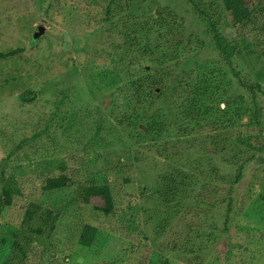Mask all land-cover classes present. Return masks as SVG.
<instances>
[{
	"label": "rangeland",
	"instance_id": "374dc122",
	"mask_svg": "<svg viewBox=\"0 0 264 264\" xmlns=\"http://www.w3.org/2000/svg\"><path fill=\"white\" fill-rule=\"evenodd\" d=\"M71 1L0 0V51L24 46L30 58L27 63L0 62V264H264V151L256 153L235 141L239 131L255 128L250 120L251 89L241 87L240 81L260 84L254 108L264 134V56L259 38L264 33V0H247L256 16L241 30L229 26L221 0H195L197 9L185 0H157L155 11L173 10L183 19L185 31L181 40H170L166 47L170 60L161 66L175 69L156 70L164 78V92L158 96L150 92L141 105L135 103L133 91L140 75H135L136 68L129 67L122 50L95 42L107 30L92 28L101 19L99 10L90 15L73 8ZM91 3L98 6L102 0ZM139 10L133 8L134 13ZM200 10L216 23L222 37H236L235 43H240L230 59L239 80L231 73L232 79L221 75L228 64L207 23L200 20ZM115 22L106 34L120 44V20ZM38 26L44 30L32 42ZM87 33L93 34L90 41ZM110 51L115 54L109 57L110 65L118 60L122 65L118 72L110 68L106 79L104 74L96 76V67ZM96 52L104 58L99 60ZM140 64L153 65V57ZM207 84L211 91L201 97L197 89L207 92ZM26 90L36 94L29 103L18 98ZM61 91L66 98L58 105ZM226 97L232 101L231 110L219 118L217 128L201 129V123L185 117L198 102L218 103L224 109ZM161 106L158 118L164 127L155 134L156 145L133 144L130 126L119 121ZM216 115L207 119L214 122ZM45 125V132L33 138ZM125 145L140 151L139 161L133 163L130 156L131 166L124 173L115 169L103 173V168L112 169L105 155L116 164L113 152ZM172 158L179 159L185 170L200 164L209 172L199 177L202 184L193 186V199L182 207L183 215L177 207L163 206L157 192L162 187L159 176L169 175ZM241 164V178L231 184ZM213 167L220 172L211 174ZM81 168L86 170L83 176L108 177L114 197L109 214L82 203L75 184L43 190L48 177H80ZM6 183L12 187L8 205L1 194ZM198 197L204 203L201 209ZM85 223L97 229L90 248L76 243Z\"/></svg>",
	"mask_w": 264,
	"mask_h": 264
},
{
	"label": "trees",
	"instance_id": "16d2710c",
	"mask_svg": "<svg viewBox=\"0 0 264 264\" xmlns=\"http://www.w3.org/2000/svg\"><path fill=\"white\" fill-rule=\"evenodd\" d=\"M91 1L96 0H72V3H69L73 8H80L83 11H88L90 15L93 14L96 10H99V16L101 17V19H99V21H97L96 24L92 26V28L96 32L100 31L101 28H107V30H103L101 34L96 37L97 39L95 42L99 40L101 44L108 46L109 49L113 50L116 48L118 50H122L125 58H127V61L129 62V67L136 68L135 75L140 74L138 79L133 84L134 97L136 98L135 103L137 105H141V102L144 100V98L150 96V92H152V94L156 96H158L160 92H164L162 91L164 89V78L161 73H158V71H163L168 68H171V70L175 69L174 66L164 69L161 68V66L165 63H168V61L170 60L166 53V47L169 46L170 40L172 38L178 37L180 38L178 40H181V37L184 34L185 26L183 23V19L179 18L176 12L166 7H163L161 11H155V8H158L159 5V2L157 0H102L101 5L98 6L94 3H91ZM185 1L192 5L194 8H199L195 0ZM221 3L224 11L229 15V26L232 28L241 30L245 26H247L248 23L253 21L254 16H256V13L249 7L247 0H221ZM91 5H95V8H91ZM135 6L140 7L138 13L133 12V8ZM199 12L200 13L198 15L200 16V20L207 23L209 32L214 36L217 50L220 52V57L227 61L228 65L226 66L228 67V69H224L225 71H223V73L221 72V75L223 74V76H229V78L232 79V77L230 76L231 73L233 77L239 80L238 70L231 64L230 59L240 43L236 44V37H232L230 39L222 37L216 30V23L211 21L210 17L203 11L200 10ZM115 19L120 20L119 27H121V29H119L120 32L118 33L119 36H122V42L120 44H115V39L112 38L109 34H106V32H110L108 30V28H110L109 25L113 26L114 24H117L115 22ZM89 22L95 21L94 19H90ZM152 35H157L156 40L153 41L150 39L152 38ZM85 36L90 41L93 34L87 33ZM32 38L31 41L36 42V38ZM259 38L262 50L261 53L264 56V33L260 35ZM96 54L99 60H102V58H104L102 53L96 52ZM148 56L153 57L154 64L150 66H142L140 64V61ZM109 57H115V54L110 51L109 56L107 58H104V63L96 67L94 71L96 76H101V74H104L103 77L104 79H106L108 77L110 68H114L113 70H116V72H118L120 65H122L121 61L118 60V62L114 64V66H111L110 64L113 65V63L109 59ZM12 59H19L25 63L30 61V58H28L25 54L24 46L12 47L8 48L7 50L0 51V62ZM221 68L223 70V66H221ZM149 69L153 70V74L145 75V71ZM116 72L114 71L112 73ZM90 77L91 74H89L88 77L89 81ZM167 77H169V75H165V78ZM240 85L243 88L251 89L250 91L253 96L252 107L254 112L253 116L250 117V120L251 125H253L255 128L253 131H239L235 136V141L248 150L260 153L264 151V134H261L259 132L260 121H258L257 119L259 113L254 108L257 106V101L255 98L256 91H261L260 89L256 90L255 88H260V84L258 83L252 85L240 81ZM178 88L179 87L175 86L173 89L177 91L179 90ZM209 88L210 87L207 84L204 88V90H207V92L203 91L205 92L203 93L199 88L197 89V92L201 95V97H203L206 93L211 91ZM212 92L216 95V92H214L213 90ZM192 93L196 94L195 90H193ZM35 97V92L26 90L20 93L18 98L24 103H29L33 101ZM65 98L66 93L64 91H61V96L58 99V105L63 104ZM222 102L226 103L224 109H221L218 103H214L213 105H209L207 103L206 105H202L201 102L193 104L190 107L191 111L187 113L185 117H189L190 120H195L196 123H201V125L197 123L201 129L209 127L217 128L218 122H220L219 118L224 117L226 112L231 110V100L226 97L222 98ZM162 108V106L156 107L154 108L155 111L152 113L141 111L135 115L132 114L130 118H128L127 116V118L125 119L126 122L122 119L119 121L120 125L123 124L126 127L128 125L130 126L128 136L131 141L134 142L133 144L140 145L148 142L152 145H156L155 134H160L164 127V121L158 118V112ZM214 114H217V121H209L207 118H210V116ZM178 117V114L175 115V117L173 118L174 121L171 123V125H173L175 121L178 120ZM47 126L48 125H45L42 130L35 132L32 135L33 138L38 137L41 132H45ZM173 126L175 127L176 124ZM100 129L101 126L99 125L96 129L94 135L95 137H98ZM175 129L177 132H179V129ZM133 146L134 145H125L113 152L114 155L117 156V166L114 162H109V157H106L105 155L104 161L106 162V165H108L112 169L108 170L103 168L102 172L108 173L115 169V171L124 173L125 170L129 169V167L131 166V160L129 159L130 156L133 157V163L138 162L141 153L140 151H137L135 148H133ZM125 161H127L128 163H123ZM179 162V159L177 160L172 158L170 164L171 171L169 175L159 176L162 187L160 190L157 189V192L159 193V200L161 201L163 206L170 209L177 207L176 209H178V212L183 215L181 211V209H183L182 207L186 205V202L188 200L193 199L191 196V193L193 192V186H196L197 183L202 184L199 180V177L203 174L205 176H209V172H207L204 166H201L200 164H195V166L192 164L191 166H194L193 169L185 170L184 167H180ZM82 164H84V162H82ZM243 165L241 164L238 166V171L234 175L231 184H235L240 180ZM211 170V174L213 173V171L214 174L220 172L217 171L218 169L215 167H213ZM85 171L86 170L84 168H81L79 170V173H81L80 177H74L73 175L68 176L67 174L48 177L43 186V190L53 191L61 189L68 185L75 184V192L81 199L82 203L91 205L97 211L109 214L112 209H114V197L113 193L111 192L110 185L107 183L108 177H106L105 174L100 173L83 176ZM125 178V180H128L127 177ZM207 180L208 179H205L204 184ZM1 189V194L3 195L2 202L5 205L10 204L12 198V187L8 186V183H6L2 186ZM197 200H199V204L197 205L198 209H201V206H203L204 203L200 201L199 197L197 198ZM50 217L55 218L53 214H51ZM45 223H47V221ZM96 232L97 229L93 225L86 223L83 224L80 228L76 243L86 248H90L93 244V241L95 240Z\"/></svg>",
	"mask_w": 264,
	"mask_h": 264
},
{
	"label": "water",
	"instance_id": "95a60500",
	"mask_svg": "<svg viewBox=\"0 0 264 264\" xmlns=\"http://www.w3.org/2000/svg\"><path fill=\"white\" fill-rule=\"evenodd\" d=\"M44 30V27L38 26L33 34L34 37H37Z\"/></svg>",
	"mask_w": 264,
	"mask_h": 264
}]
</instances>
